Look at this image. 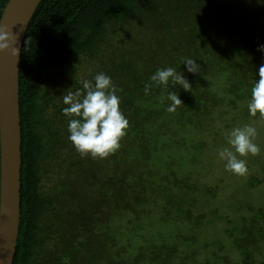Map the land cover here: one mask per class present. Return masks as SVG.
Returning a JSON list of instances; mask_svg holds the SVG:
<instances>
[{"label": "trees", "instance_id": "1", "mask_svg": "<svg viewBox=\"0 0 264 264\" xmlns=\"http://www.w3.org/2000/svg\"><path fill=\"white\" fill-rule=\"evenodd\" d=\"M8 1L0 0V19ZM261 44L264 4L258 0H42L21 54V221L14 264H166V255L190 239L181 228L173 238L158 240L137 224L120 241L117 231L104 234L102 227L120 209L131 214L129 221L140 217L143 211L134 206L144 202L157 206L161 226L152 231L170 234L175 219L158 202L164 186L150 179L158 155L170 152L164 139L149 136L161 129L159 95L179 92L184 109L198 113L206 100L230 106L248 101L264 63V53L257 50ZM183 58L197 60L201 74L188 73ZM168 66L184 73L191 91L153 88L146 96L150 76ZM100 72L121 89L120 107L129 129L115 154L93 159L82 157L68 139L62 96ZM209 79L224 80L223 98L216 92L206 97L202 84ZM53 80L58 86L51 88ZM194 88L200 95L192 103ZM196 103L199 108H192ZM176 147L179 152L181 146ZM44 180L56 185L51 190ZM255 182L251 178L249 184ZM168 205H179L175 196ZM175 211L187 213L180 207ZM254 220L262 222L260 231L234 226L230 232L231 244L240 250V262L234 264H264L261 259L249 262L253 248L264 242V206ZM107 240L116 255L99 254Z\"/></svg>", "mask_w": 264, "mask_h": 264}, {"label": "rangeland", "instance_id": "2", "mask_svg": "<svg viewBox=\"0 0 264 264\" xmlns=\"http://www.w3.org/2000/svg\"><path fill=\"white\" fill-rule=\"evenodd\" d=\"M54 86H58V83L53 80L51 88ZM225 86L223 79H209L202 84V91L206 97H210L211 93L216 92L218 98H223ZM177 93L182 100L181 93ZM199 95L194 88L190 93L191 100L190 98L189 100L195 103ZM166 96L167 94L161 93L158 98V104L161 107L159 113L161 118L158 123L161 129L157 128L154 135L149 136L151 138L159 136L158 139H164V144L168 145L170 152L163 151L158 155L160 163L155 167L152 166L154 172L150 179L151 181L159 180L164 186L163 196L158 199V202L161 205L160 210L170 211L175 219L168 226L169 232L172 231L170 234L163 233L159 228L152 231V227L161 226L158 220L159 215H156L157 206L154 208L153 204L137 202L134 208L139 212L143 211L140 217L129 221L131 218L129 212L122 209L117 210V213L114 212L110 216V221L102 227L101 232L114 235L113 232L117 231L119 235L116 237L121 241L124 238L126 240L134 225L141 224L145 230L150 229L148 233H145L149 237L163 240L167 236L173 238L179 231L176 228H181L185 233L190 234L191 232L192 235H189L190 239L179 246V251L166 255V264H198V259L202 264L238 263L240 262V250L231 244L230 232L234 226L244 227L247 232L260 231L258 225L262 223L255 224L254 218L255 211L264 206V119H261L259 115L256 117L249 115L247 108L249 100H242L237 106H230L227 104L228 101L214 105L213 102L216 100H206L201 113H198V110L190 111L189 106L184 109L185 102L182 100L183 104L177 111L169 113L166 111L169 103ZM192 108L198 109L199 106L196 103ZM184 113L187 114L186 117L181 116L185 115ZM166 115H175V118L171 119ZM244 124H251L257 129L258 136L255 143L259 145L260 153L254 157H246L249 172L245 176H237L225 170L224 162L219 159L217 153L220 148L228 147L225 139L227 133L232 128ZM178 144L181 146L180 149L178 148L179 152L176 147ZM135 172L138 174V171ZM251 178H255V184H249ZM175 179L180 183H177ZM49 183L48 187L52 190L53 185L56 184ZM166 195L169 198L175 196L179 205L174 208L170 207L168 205L169 198L167 199ZM200 195L206 197L204 205H207L209 201L210 210L209 208L198 210L197 206L191 205L192 202L199 203ZM152 198L153 195L150 200ZM177 207L187 213L179 214L175 211ZM185 214L189 219L184 217ZM199 215H209L213 220L201 232L196 233L199 231L195 227ZM242 218L246 219L245 223L241 221ZM231 221L232 223H230ZM107 241L101 246L99 254L106 257L116 255V250L111 251L112 245L109 240ZM143 245L145 249H149L148 245ZM136 247L134 246L135 252L137 250L142 252L141 248ZM251 254L249 262L260 259L264 261V242L253 248Z\"/></svg>", "mask_w": 264, "mask_h": 264}, {"label": "clouds", "instance_id": "3", "mask_svg": "<svg viewBox=\"0 0 264 264\" xmlns=\"http://www.w3.org/2000/svg\"><path fill=\"white\" fill-rule=\"evenodd\" d=\"M258 3L264 4V0H258ZM12 29L0 20V52L11 50L18 56L20 50L14 45L18 43L19 36ZM257 50L264 53V44ZM182 65L188 73L201 74V65L195 59L183 58ZM256 76L247 108L251 117L259 115L264 119V63L259 66ZM149 80L143 89L146 96L153 88L174 89L179 86L189 92L192 88L184 73L171 66L158 68ZM81 83L82 87L62 96L65 107L61 111L67 118L68 139L82 157L106 159L121 148V141L128 135L129 121L121 110L118 95L121 89L103 72ZM166 99L169 102L166 111L169 113H175L183 104L175 91L167 92ZM257 136V129L251 124L234 127L227 133L228 147L220 148L217 153L226 171L237 176L248 174L246 157L260 153V147L255 143Z\"/></svg>", "mask_w": 264, "mask_h": 264}, {"label": "water", "instance_id": "4", "mask_svg": "<svg viewBox=\"0 0 264 264\" xmlns=\"http://www.w3.org/2000/svg\"><path fill=\"white\" fill-rule=\"evenodd\" d=\"M42 0H9L2 17L19 36L15 47L0 52V264H14L21 221L22 126L20 65L24 39Z\"/></svg>", "mask_w": 264, "mask_h": 264}, {"label": "flooded vegetation", "instance_id": "5", "mask_svg": "<svg viewBox=\"0 0 264 264\" xmlns=\"http://www.w3.org/2000/svg\"><path fill=\"white\" fill-rule=\"evenodd\" d=\"M44 181H46L47 186L50 185L49 181H47V180H44ZM198 200H199V203L197 201L196 202H193V205L197 206L198 207V210H206V209L209 208V206H210L209 201H208L207 205H204V203H206V197H203V195H200L198 197ZM209 210H210V208H209ZM184 217H186L187 219H189V217L186 214L184 215ZM211 219H213V218L211 216H209V215H199V216H197L195 227L199 231L200 230L202 231V229H204L207 224H210V220ZM190 235H192L191 232H190Z\"/></svg>", "mask_w": 264, "mask_h": 264}]
</instances>
